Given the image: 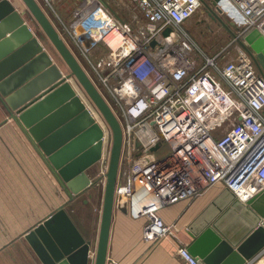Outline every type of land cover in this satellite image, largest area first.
Here are the masks:
<instances>
[{
    "label": "built area",
    "instance_id": "2783aa9c",
    "mask_svg": "<svg viewBox=\"0 0 264 264\" xmlns=\"http://www.w3.org/2000/svg\"><path fill=\"white\" fill-rule=\"evenodd\" d=\"M71 1L72 21H60L61 28L86 60L103 98L105 93L114 103L111 109L128 153L126 165L119 168L118 193L129 196L135 186L159 195L164 208L193 202L217 186L243 203L264 190V77L239 42L252 28L264 35V0H226L241 23L233 41L235 56L221 66L223 54L207 58L186 29L201 0H126L124 7L120 0ZM122 12L137 23L135 29L120 17ZM87 110L98 115L91 107ZM233 114L237 117L225 134L214 138L211 127L217 118ZM103 145L105 176L111 145L105 132ZM157 211L145 218V243L174 238L178 232ZM177 255L185 264H198L184 246Z\"/></svg>",
    "mask_w": 264,
    "mask_h": 264
},
{
    "label": "water",
    "instance_id": "95a60500",
    "mask_svg": "<svg viewBox=\"0 0 264 264\" xmlns=\"http://www.w3.org/2000/svg\"><path fill=\"white\" fill-rule=\"evenodd\" d=\"M64 62L63 76L9 0H0V99L48 164L76 197L93 187L88 170L102 159L104 131L70 80L82 89L111 133L93 264H106L123 133L114 113L36 0H20ZM221 13L224 0H208ZM169 35V30L164 33ZM264 77V35L255 28L239 40ZM125 211V210H123ZM188 253L198 264H253L264 254V190L243 203L227 188L188 224ZM25 240L42 264H90L86 240L60 208Z\"/></svg>",
    "mask_w": 264,
    "mask_h": 264
},
{
    "label": "crops",
    "instance_id": "0c3cea01",
    "mask_svg": "<svg viewBox=\"0 0 264 264\" xmlns=\"http://www.w3.org/2000/svg\"><path fill=\"white\" fill-rule=\"evenodd\" d=\"M9 1L53 64L65 76L68 69L64 62L41 29L32 22V17L22 2L20 0ZM52 2L53 0H51ZM223 3L227 12L230 10L233 14H238L226 0ZM55 16L58 22L63 21L57 12ZM238 16L240 24L241 17L239 14ZM236 24L238 23L236 22ZM231 27L236 28L233 25ZM56 30L76 58V55L79 54L68 43L64 28H56ZM70 83L85 107L89 108L90 103L78 84L76 82L75 84L73 79L70 80ZM92 117L104 132L107 131L100 116ZM122 161L124 163V160ZM95 167L97 170L93 171ZM101 171V162L91 167L87 172L90 181L96 183L100 180L101 174L99 173ZM95 172L97 173L95 174ZM99 182L104 187L105 181ZM222 189L223 187L217 186L197 201H183L164 208L161 207L158 211L159 217L166 224H176L178 232L174 238H166L153 244L145 243L142 240V231L146 221L145 218H136L132 215L128 208V206H132L130 196L126 195L128 201L122 202V204L120 201L115 203L114 197L106 264H185L178 257L177 250L180 246L186 247L190 242L187 226ZM116 193L115 190V195ZM83 195L85 193L76 197L70 195L66 185L60 182L57 174L52 170L28 132L9 118L8 111L0 99V264H42L25 240V236L60 208L67 210L81 235L93 243L89 255L90 264H93L101 207L100 212H97L98 218L94 216L93 220L92 217L90 219V216H83L82 205L86 206L91 198L89 195L87 198H82ZM253 264H264V254Z\"/></svg>",
    "mask_w": 264,
    "mask_h": 264
},
{
    "label": "rangeland",
    "instance_id": "374dc122",
    "mask_svg": "<svg viewBox=\"0 0 264 264\" xmlns=\"http://www.w3.org/2000/svg\"><path fill=\"white\" fill-rule=\"evenodd\" d=\"M121 3L120 5L124 7V5L127 4L126 0H120ZM36 2L40 5L41 9L44 11L54 28H61L60 22L56 19L55 13L59 15V17L63 20L62 22L64 24H69L71 23L73 17V8H74V1L71 0H53L51 4H46L45 2H42L41 0H36ZM225 5V4H224ZM220 6L222 9V12L219 13L214 6H212L211 2L208 0H201V6L199 10L194 14V16L187 22L186 24V29L189 31V34L193 40L194 46L196 50L202 52L207 58H214L215 55L221 53L225 58L219 60V65L221 66L224 62L228 61L229 57H234L235 56V46L233 45L234 41V36L236 35V31L239 27V21L240 18L238 14H233V12L226 11L225 6ZM52 7V8H51ZM133 10V9H132ZM134 13L140 18V13L138 9H134ZM124 21H126L128 24L132 25L134 29L136 28L137 23L132 22V19L130 15L126 12H122L121 16ZM69 18V19H68ZM32 19V22L39 28L37 23ZM70 20V22H69ZM65 21V22H64ZM236 22L238 24H236ZM231 25L235 26L236 28H232ZM63 36V35H62ZM69 43V42H68ZM50 48V47H49ZM103 53H106L105 50L102 51ZM77 60L79 64L82 66L83 70L86 72L88 77L92 76L89 67L87 65L86 60L79 56L76 55ZM87 69V70H86ZM95 78V77H94ZM92 76V79H94ZM96 79V78H95ZM94 79V81H95ZM75 83V81L73 80ZM96 82V81H95ZM93 83V82H92ZM97 84H94V86L97 88V90L100 93L102 92L101 87L99 86L98 82ZM76 84V83H75ZM78 87V86H77ZM81 89V88H80ZM82 90V89H81ZM87 98V96H86ZM104 99L107 102L108 106L110 109H115L114 103L112 102L110 96L106 95L104 93ZM88 102L90 103V107L95 110V112H98L92 103L89 101L87 98ZM111 109V110H112ZM113 112V111H112ZM115 115V112H113ZM99 115V113H98ZM95 115V116H98ZM101 116V115H100ZM218 117V116H217ZM215 117V118H217ZM237 117V114L231 115V119H218L217 121L214 122V125L211 127L212 133L214 135V138H220L222 137L227 129L229 128L230 124L233 122V120ZM102 118V117H101ZM103 120V119H101ZM104 122V121H103ZM99 124V123H98ZM105 124V122H104ZM107 131L106 136L110 137L111 139V133L105 124ZM111 147V145H110ZM107 149V147H105ZM105 149V151H106ZM110 153V152H109ZM127 151L126 148L124 147V150L122 149V154H121V161L124 160V163L122 161V165L120 163L121 169L126 165L125 160L127 162ZM109 160V158H107ZM133 159V158H132ZM97 170L96 167L93 169V171ZM97 172H95L96 174ZM101 174L100 180H96L97 182L93 183V188L89 189L88 191L84 192L85 195H83L82 198H87V195L91 196L90 200L88 201L86 206L82 205V213L83 216H90V219L94 220V216L97 217L98 213L100 212V207L102 208V200H103V189L104 187L102 183L99 181H105V176H103L102 172L99 173ZM101 186V187H100ZM118 185L116 187V195H115V203L117 201L122 204V202H127V193L124 191H121L118 193ZM125 190V189H124ZM83 193V194H84ZM88 193V194H87ZM200 198L196 199L195 201L199 200ZM126 204V203H125ZM120 205V204H119ZM149 205V204H148ZM146 205V206H148ZM124 207V206H123ZM129 210L131 211L132 206H128ZM93 243L91 242V245Z\"/></svg>",
    "mask_w": 264,
    "mask_h": 264
},
{
    "label": "bare ground",
    "instance_id": "6f19581e",
    "mask_svg": "<svg viewBox=\"0 0 264 264\" xmlns=\"http://www.w3.org/2000/svg\"><path fill=\"white\" fill-rule=\"evenodd\" d=\"M106 182V178H105ZM119 182V174L117 176V184ZM117 187V185H116ZM116 190V189H115ZM131 194L130 199L132 201V210L134 211V215H137V218H146L152 211V209L157 208L159 211L161 206L158 196L152 195V193H145L144 191H139V189L135 188V186L130 190ZM147 194V195H146ZM148 206H144V205ZM157 211V214H158ZM142 212V213H141ZM143 213L145 216L143 217Z\"/></svg>",
    "mask_w": 264,
    "mask_h": 264
}]
</instances>
